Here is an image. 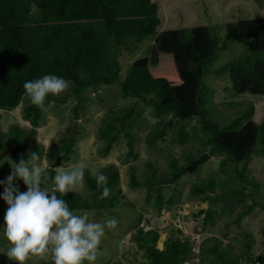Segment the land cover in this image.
I'll return each instance as SVG.
<instances>
[{
  "label": "trees",
  "instance_id": "1",
  "mask_svg": "<svg viewBox=\"0 0 264 264\" xmlns=\"http://www.w3.org/2000/svg\"><path fill=\"white\" fill-rule=\"evenodd\" d=\"M159 24L158 4L153 0H0V109L18 107L27 96L24 82L46 74H56L71 82V93L80 105L85 90L98 91L102 85L120 79L121 49L127 48L132 39L142 41L155 36ZM231 41H249V45L241 58L225 63L218 73H229L233 90L237 94H250L253 101L250 100L251 105L241 115L221 125L208 117L207 104L216 102L214 90L209 89L204 77L218 51L228 49ZM155 43L152 48L154 58L141 57L131 64L121 81L122 95L151 105L153 114L161 120L147 136L149 145H155L167 135L171 126L164 120L166 117L187 121L200 116L206 134L201 140L205 144L200 153L221 156L222 169L229 163L235 167L223 170L228 174L225 179L213 174L192 186L193 196L209 202L196 217L204 214V225L215 224L220 212H234L237 204L242 209L226 225L240 226L257 206L264 208L259 180L249 172L252 156L264 155V17L228 22L221 40L217 39L212 26L198 25L165 30ZM65 100L59 99L62 103ZM28 101L24 118L29 121L30 128L12 125L5 134L0 126V148L7 146L25 159L35 152L50 162L69 161L76 144L70 130L59 139L58 146L50 147L45 153L29 148L41 125L44 108L33 105L29 98ZM224 102L232 104L235 101ZM79 105L73 109L75 120L79 118ZM112 113L113 116L103 120L99 130L101 152L108 155L125 135L128 137V154L135 155L131 129L137 115L134 117L135 112L130 107ZM1 117L0 113V120ZM186 129L180 127L177 133L183 145L189 140ZM196 157L187 154L186 161L191 163ZM238 163L242 166L235 165ZM147 166L149 171L143 181L138 179L135 167L131 166V187L144 185L146 201L154 195L153 205L158 213H162L165 207L175 203L173 197H164L166 184L169 179L177 181L187 171L176 158L170 161V170L160 175L152 162H147ZM46 171L47 178L42 185L53 186L51 177L56 170L50 167ZM100 173L107 176L106 186L110 190L107 197L102 196V186L89 171L84 173V180L92 197L73 191L63 195L58 193V197L65 199L75 213L115 208L123 197L122 189L117 186L120 172L115 164H111ZM135 239L138 247L144 250V258L139 264H186L193 258L190 238L172 235L161 247L159 230H146L139 225ZM253 245L254 239L249 232L244 234L243 248L237 247V251L233 242L223 244L217 236H209L197 248L198 261L193 263L264 264V251L254 255ZM103 264L124 262L115 260Z\"/></svg>",
  "mask_w": 264,
  "mask_h": 264
},
{
  "label": "rangeland",
  "instance_id": "2",
  "mask_svg": "<svg viewBox=\"0 0 264 264\" xmlns=\"http://www.w3.org/2000/svg\"><path fill=\"white\" fill-rule=\"evenodd\" d=\"M263 1L258 0L257 4L262 5ZM155 2L158 4L161 20V24L157 29V36L142 41L132 39L128 48L121 49L119 54L120 79L110 85H102L98 91L85 90L80 105L77 98L71 93L72 83L67 81L68 88L63 93L55 96L56 100H54V96L46 99L47 105L43 109L44 116L41 125L37 128V134L31 140L29 148L45 153L50 147L58 146L59 139L69 134V130L72 131L76 122L77 127L73 133V137L76 138L75 152L71 155L70 160L50 162L40 157V160L36 163L53 167L55 170L58 168L68 170L74 166H80L83 167L84 173L89 171L95 177L100 173V170L111 164H115L118 168L120 180L117 186L123 191L120 203L109 210L93 209L80 212H88L89 218L93 222L104 223L108 219H115L117 222L114 227L105 228L94 264H103L115 260H121L124 264H139L144 258V250L138 247L135 239L140 214H142L141 226H144L146 230L151 228L159 230L162 239L159 243L161 247L163 241L172 235L191 239L194 247L193 258L188 260L186 264H194L193 261H198L196 258L197 248L209 236H217L223 244L233 242L237 251V247L243 248L244 234L249 232L254 239L252 252L254 255L260 254L264 251V208L257 206L251 214L245 217L240 226L234 223L229 226L226 225L227 221L232 220L242 209L237 204L234 206V212H220L216 216L215 224L204 225V214L196 217V213L202 208H207L209 202H203L200 198L193 196L191 193L192 186L213 174L221 175L225 179L228 174L223 170L235 167L234 164L229 163L222 169L221 156L209 157L200 163L193 172H185L175 182L169 179L164 188V197H173L175 203L171 207H165L162 213H158L153 205L154 195L150 197L149 202L146 201L147 189L144 185L136 188L131 187V166L135 167L134 171L138 179L143 181L149 171L147 162H152L158 170V175H160L170 170V161L173 158L178 159L180 165L186 169L190 165V162L186 161L187 154L197 156L196 159H198L205 153H200L201 146L205 144L201 140L206 138V134L201 127L200 116L187 121L178 120L177 122L171 117H166L165 121L172 120L166 137L158 140L155 145H149L147 136L161 120L155 117L151 105H145L132 97L124 98L121 92V81L127 75L133 61L145 56L154 58V55H152L154 41L164 30L184 28L188 25L193 27L196 24H201V19H203L202 12L198 7L193 14V7L186 11L187 6L181 0L171 3L179 9L177 13L172 6L164 4L165 0H156ZM200 5H202V2ZM216 5L218 10L214 14L211 13L210 23L214 25L212 28L217 39L221 40L225 35L224 25L227 21L247 18L249 14L241 7L239 9L237 7L229 8L231 3L227 1L217 2ZM180 9H183V13ZM248 45L249 41L241 43L231 41L228 49L218 51L216 60L209 67L204 77V82L209 89L214 90L213 100L216 102V104L212 102L207 104L208 117L221 125L228 124L251 105L250 100L252 97L250 94H237L233 90L229 73L221 75L218 73L219 68L225 63L241 58ZM262 56L264 58V53H262ZM62 98H66L63 103L59 101ZM230 100L235 102L232 104L224 102ZM27 104H29V101L28 97L25 96L18 107L0 109L2 116L0 126L5 134L8 133L12 125H19L23 129L30 128L29 121L24 118V108ZM77 105L80 106L79 118L75 120L73 109ZM128 107L134 110V117L137 115L134 127L131 129L134 135L135 155L128 154V137L122 135L111 152L104 156L101 152L102 141L99 137V130L104 124L103 120L113 116L112 111L118 112ZM180 127L187 128L189 140L184 145L181 144L180 137L177 135ZM2 149V152L10 150L7 146ZM5 156L16 163L21 159V156L14 150L8 151ZM250 162L249 172L259 180L260 189L264 195V155L254 154ZM235 165L241 167L242 163ZM11 170V165L8 161H5L3 166L0 167V180H4ZM18 183L21 191H25L27 186L22 181ZM52 187L49 184L42 185V188L51 189ZM72 191L80 193L84 197H92V192L87 189L84 177L82 183L76 185ZM6 208V203L0 199V223H3ZM7 246L8 242L0 237V250H4ZM49 260L50 253H44L30 256L25 264H49ZM85 263L88 262L85 261ZM0 264H18V262L8 260L4 254L0 253Z\"/></svg>",
  "mask_w": 264,
  "mask_h": 264
},
{
  "label": "clouds",
  "instance_id": "3",
  "mask_svg": "<svg viewBox=\"0 0 264 264\" xmlns=\"http://www.w3.org/2000/svg\"><path fill=\"white\" fill-rule=\"evenodd\" d=\"M158 16L160 18L159 8ZM234 21L225 23V33L226 24ZM212 24L194 26L213 27ZM189 27L191 26L184 28ZM68 86L67 80L56 74H46L40 78L25 81L23 84L30 102L41 109L44 108L46 99L63 93ZM166 122L170 126L172 120ZM2 151L3 149H0V152ZM6 157L0 159V167L8 161L12 170L4 180H0V185L3 186L0 199L7 205L3 223H0V237L8 242V246L0 250V253L10 261H17L18 264H25L30 256L44 253H50L49 264H85V261L88 264H94L105 228L114 227L116 220L108 219L104 223L93 222L88 212L71 211L66 200L57 195L58 193L66 194L82 183L83 167L74 166L68 170L58 168L55 175L51 177L53 187L48 189L42 188V184L47 178L46 169L50 167L36 163L40 160L37 153L31 152L28 159L22 156L18 163ZM209 157H211L210 154ZM96 180L97 184L102 186V196L107 197L110 192L106 186L107 176L99 173ZM19 181L27 186L25 191H21Z\"/></svg>",
  "mask_w": 264,
  "mask_h": 264
},
{
  "label": "crops",
  "instance_id": "4",
  "mask_svg": "<svg viewBox=\"0 0 264 264\" xmlns=\"http://www.w3.org/2000/svg\"><path fill=\"white\" fill-rule=\"evenodd\" d=\"M153 1H156V0H153ZM176 1L179 2L180 0H172V1L165 0L164 4H166L167 6H172L175 12L177 13L179 9L175 5L171 4ZM181 1L187 6L186 11L190 9L191 7H193V14L197 10V7H198L200 12H202L203 19H201V24H210L211 13L214 14L218 10L216 3L217 2L222 3L223 1H227L228 3L229 2L231 3V6H229V8L237 7V9H239V7H241L242 9H245L249 14L247 18L264 17V1L262 5L257 4L258 0H181ZM201 2H202V5H200ZM255 7L257 8V10ZM180 11L181 13H183V9H180Z\"/></svg>",
  "mask_w": 264,
  "mask_h": 264
},
{
  "label": "water",
  "instance_id": "5",
  "mask_svg": "<svg viewBox=\"0 0 264 264\" xmlns=\"http://www.w3.org/2000/svg\"><path fill=\"white\" fill-rule=\"evenodd\" d=\"M76 127H77V124H76V122H75V123H74V126H73V129H72V131H71V137L73 136V133H74ZM5 153H6V152H4L3 154H0V159H1V157H2ZM207 158H209V154H208V153H204V154H203L202 156H200L198 159L193 160V161L190 163V165L186 168V170H188V171H193V170H195V169L198 167V165H199L200 163L204 162ZM100 192L102 193V188H100Z\"/></svg>",
  "mask_w": 264,
  "mask_h": 264
},
{
  "label": "bare ground",
  "instance_id": "6",
  "mask_svg": "<svg viewBox=\"0 0 264 264\" xmlns=\"http://www.w3.org/2000/svg\"><path fill=\"white\" fill-rule=\"evenodd\" d=\"M8 151H10V150H8ZM8 151H4V152L8 153ZM4 152H2V153H0V154H3ZM6 153H5V154H6ZM5 154H4V155H5ZM4 155H3V156H4ZM3 156H2V157H3ZM2 157H1V158H2ZM184 169H185V168H184ZM175 180H176V179H175Z\"/></svg>",
  "mask_w": 264,
  "mask_h": 264
}]
</instances>
